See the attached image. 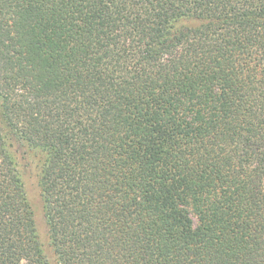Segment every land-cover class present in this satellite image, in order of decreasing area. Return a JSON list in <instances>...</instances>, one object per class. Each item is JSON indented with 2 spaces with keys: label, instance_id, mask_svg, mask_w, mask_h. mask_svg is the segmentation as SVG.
I'll list each match as a JSON object with an SVG mask.
<instances>
[{
  "label": "trees",
  "instance_id": "trees-1",
  "mask_svg": "<svg viewBox=\"0 0 264 264\" xmlns=\"http://www.w3.org/2000/svg\"><path fill=\"white\" fill-rule=\"evenodd\" d=\"M0 264H264V0H0Z\"/></svg>",
  "mask_w": 264,
  "mask_h": 264
},
{
  "label": "rangeland",
  "instance_id": "rangeland-1",
  "mask_svg": "<svg viewBox=\"0 0 264 264\" xmlns=\"http://www.w3.org/2000/svg\"><path fill=\"white\" fill-rule=\"evenodd\" d=\"M17 157L23 165L25 187L34 211L38 231L42 241L47 244L48 233L43 216L40 189L38 187V157L34 152L28 153L27 155H21L18 152Z\"/></svg>",
  "mask_w": 264,
  "mask_h": 264
}]
</instances>
